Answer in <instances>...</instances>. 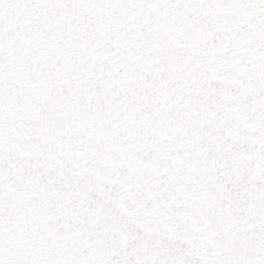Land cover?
I'll use <instances>...</instances> for the list:
<instances>
[{
    "label": "snow or ice",
    "instance_id": "obj_1",
    "mask_svg": "<svg viewBox=\"0 0 264 264\" xmlns=\"http://www.w3.org/2000/svg\"><path fill=\"white\" fill-rule=\"evenodd\" d=\"M0 264H264V0H0Z\"/></svg>",
    "mask_w": 264,
    "mask_h": 264
}]
</instances>
